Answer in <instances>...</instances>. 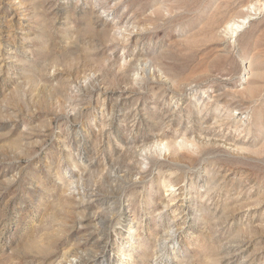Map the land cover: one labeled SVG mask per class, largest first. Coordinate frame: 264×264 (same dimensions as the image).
<instances>
[{"label": "rangeland", "instance_id": "rangeland-1", "mask_svg": "<svg viewBox=\"0 0 264 264\" xmlns=\"http://www.w3.org/2000/svg\"><path fill=\"white\" fill-rule=\"evenodd\" d=\"M130 263L264 264V0H0V264Z\"/></svg>", "mask_w": 264, "mask_h": 264}, {"label": "bare ground", "instance_id": "bare-ground-1", "mask_svg": "<svg viewBox=\"0 0 264 264\" xmlns=\"http://www.w3.org/2000/svg\"><path fill=\"white\" fill-rule=\"evenodd\" d=\"M236 27H238V25H236ZM241 251H242V254H243L244 251H243V250H241ZM239 253H240V252H239ZM130 264H131V263H130Z\"/></svg>", "mask_w": 264, "mask_h": 264}]
</instances>
